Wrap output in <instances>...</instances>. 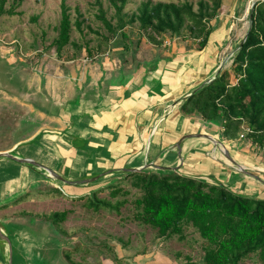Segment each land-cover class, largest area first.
Instances as JSON below:
<instances>
[{
	"label": "rangeland",
	"instance_id": "rangeland-1",
	"mask_svg": "<svg viewBox=\"0 0 264 264\" xmlns=\"http://www.w3.org/2000/svg\"><path fill=\"white\" fill-rule=\"evenodd\" d=\"M61 5L62 0H0V153L21 143L18 156L55 171L60 166L53 164L54 154L42 149L44 144L28 142L44 131H53L49 128L53 126L40 116L32 118L26 105L34 103L39 111L63 108L79 93L85 73H98L103 67L100 60L109 54L114 66L124 65L126 53V64L146 65L163 60L161 50L168 45L191 49L192 53L182 57L191 70H197L193 66L199 64L197 56L216 58L221 71L212 74L213 78L226 74L222 83L236 86L240 79L234 72L240 65L236 60L251 30L252 13L264 11L263 0H66L71 43L58 54L54 42L59 37ZM208 32L210 42L201 51ZM47 87L53 90L51 97ZM44 96L48 100H41ZM232 108L240 114L239 107L222 102L208 113L225 116ZM218 121L214 125L218 132L254 161L242 165L264 170V136L255 143L244 123ZM98 163L104 169L91 173L95 178L115 165ZM15 165L0 162V197L12 195L0 203V222L10 232L14 264H205L211 247L191 225L184 224L180 236H161L138 220L141 209L136 202L144 193L135 178L102 179L86 189L67 187L86 191L77 197L64 194L50 179L35 180L36 175L22 166L19 172ZM146 173L158 175L156 171ZM251 173L254 177L239 173L248 177L247 185L226 188L264 200V173ZM10 177L16 180L9 183ZM186 177L215 184L211 177ZM92 204H110L119 211H95ZM62 213H67L66 220L56 222L55 215ZM6 260L7 255L0 252V264H7ZM240 264L264 262L255 254Z\"/></svg>",
	"mask_w": 264,
	"mask_h": 264
},
{
	"label": "crops",
	"instance_id": "crops-1",
	"mask_svg": "<svg viewBox=\"0 0 264 264\" xmlns=\"http://www.w3.org/2000/svg\"><path fill=\"white\" fill-rule=\"evenodd\" d=\"M200 50L206 51L207 46ZM188 52L192 53L191 49L183 45H168L161 50L163 60L146 65L126 64V53L122 65L125 68L121 64H110L109 54L108 59L100 60L103 67L98 73L93 72L96 75L85 73L79 93L65 107L39 111L34 103L25 106L32 118L40 116L53 126L49 127L53 131H44L28 142L44 144L40 146L54 154L52 161L56 168L60 166L59 174L71 178L102 171L104 168L98 161H106L115 164L106 168L110 171L142 168L152 163L168 169L178 168V172L186 176L211 177L215 184L224 187L247 185L248 177H241L227 165L220 152L217 157L224 162L217 159V162L209 163L210 151L218 146L208 138L224 146L240 166L241 162H254L253 159L242 155L239 146L218 132L214 125L219 121L204 122L198 114H187L182 110L188 97L205 88L212 74L220 69L216 58L204 60L198 56L199 64H193L197 70L189 69L182 59ZM113 74L116 77H112ZM47 90L51 97L53 90L48 87ZM25 99L29 101V96ZM43 99L48 100L46 96ZM56 99L53 97L54 101ZM186 137L191 138L182 142L179 152L176 146ZM19 145L21 143L14 148ZM66 153L77 156L86 165V171L77 170L84 175L62 170L69 163Z\"/></svg>",
	"mask_w": 264,
	"mask_h": 264
},
{
	"label": "trees",
	"instance_id": "trees-1",
	"mask_svg": "<svg viewBox=\"0 0 264 264\" xmlns=\"http://www.w3.org/2000/svg\"><path fill=\"white\" fill-rule=\"evenodd\" d=\"M61 10L59 37L54 42L58 54L71 43L66 0H62ZM255 12L252 13L251 30L236 60L240 64L234 70L240 75L238 85L223 84L225 74L189 98L182 110L187 114H198L204 121L226 119L228 125L242 122L258 143L264 136V11L257 9ZM169 29L174 31L171 26ZM210 35L208 32L201 49L207 46ZM221 102L239 107L240 114L232 108L225 116L216 112L209 116L208 110ZM224 137L230 139L225 134ZM157 173L125 175L139 181L144 193L136 202L141 209L140 222L158 230L161 236H180L183 225H191L211 247L206 252L205 264H240L255 254L264 262V200L238 195L221 184L209 185L174 171ZM162 174L168 176L162 177ZM90 208L119 211L110 204H92ZM66 218L67 213L55 215L58 223H63Z\"/></svg>",
	"mask_w": 264,
	"mask_h": 264
},
{
	"label": "water",
	"instance_id": "water-1",
	"mask_svg": "<svg viewBox=\"0 0 264 264\" xmlns=\"http://www.w3.org/2000/svg\"><path fill=\"white\" fill-rule=\"evenodd\" d=\"M220 71H221V68L218 70V72H220ZM215 80H216V77H214L213 79L209 80V82L206 85L208 86V85L212 84ZM192 96L193 95H190L188 98H191ZM47 135H49V134H47ZM199 137H201V136H199ZM189 138H191V137L183 138L177 144L176 149L179 152L181 151L182 142L185 141L186 139H189ZM208 139L211 142L215 143L218 147L222 146L216 140H213L212 138H208ZM21 147H22V144L17 146L16 148H14L12 151L0 153V162L1 161H7V160L10 161V162H13L14 164H16L14 167L18 168L19 172H23L22 168L19 167V166H22L23 168H25L27 170H30V172L32 174L36 175L37 179H35V180H40L41 177L50 179V177L48 175L43 174L42 172H40V171H46V172L50 173L51 176L54 178V180H51V179L50 180L52 182H54L55 184H57L59 187H66V188L70 187V188H73V189H78V188H82V187H88V186H90V185H92V184H94V183L106 178L109 175L125 176V175H130V174L146 173L148 171H157V172H159V171H162V172H167V171L178 172L179 171L178 168L177 169H168V168H165V167H162V166H158V165H155V164L151 163V164H146L142 168H124L122 170H111V171L102 173L101 175H99L96 178L94 176H84V177H80V178L79 177L71 178V177L59 174V172H57V171H55L53 169L44 167V166L40 165L39 163L34 162L31 159L21 158L20 156L17 155V152L20 151ZM225 157H226V159L228 161H230L232 163V165L234 166L233 168L238 173L254 177V175L252 173H250L251 171H249V170H245L244 172L243 171L239 172L238 170H239V168L241 166L238 165L230 157V154L228 153V151L226 152ZM11 196L12 195L9 196V195L5 194L4 196L0 197V203H2L3 201H5L6 199H8ZM0 252L2 254L5 253L7 255V260H6L7 264H14V253H13V247H12V241H11V237H10V232H9V230H8V228L6 226L2 225L1 222H0Z\"/></svg>",
	"mask_w": 264,
	"mask_h": 264
},
{
	"label": "bare ground",
	"instance_id": "bare-ground-1",
	"mask_svg": "<svg viewBox=\"0 0 264 264\" xmlns=\"http://www.w3.org/2000/svg\"><path fill=\"white\" fill-rule=\"evenodd\" d=\"M225 70V69H224ZM214 72V71H213ZM226 72V71H225ZM224 73V72H223ZM213 78V77H212ZM202 83V82H201ZM200 84V83H199ZM204 85V84H203ZM187 94V93H186ZM172 106V105H171ZM167 108V107H166ZM164 112V111H163ZM170 114H171V112H170ZM174 114V113H173ZM168 115V114H167ZM205 143V142H204ZM218 152H220V154L224 157V161H225V163L227 164V165H229V166H232V167H234L233 165H232V163L230 162V161H228L227 159H226V157H225V155H226V152H227V150H226V148L225 147H223V146H219V147H217L215 150H213V151H210V153H212V155H210V156H208L210 159H213L214 161L215 160H219L220 158H218L217 157V153ZM66 156H67V160L69 161V163L62 169L64 172H71V173H76V174H79V175H84V173H78L77 172V170L78 169H81L83 172L84 171H86L87 170V167H86V165L84 166L83 165V162H81L80 161V159L77 157V156H75V155H69L68 153H66ZM220 160H222V159H220ZM222 160V162H224ZM215 162H217V161H215ZM221 162V161H220ZM249 169H251V170H253V171H255V172H258V173H264V170H260L259 168H251V167H245V166H243V165H241V167L239 168V172H241V171H245V170H249ZM40 172H42L43 174H46V175H48L49 177H50V179L51 180H54V178L51 176V174L50 173H48V172H46V171H40ZM251 173V172H250ZM253 173V172H252ZM256 176V175H255ZM115 177H117V176H114V175H109V176H107L106 178H104L105 180H113ZM16 180V178L15 177H10V181H9V183L10 182H14ZM97 184V183H96ZM9 186V185H8ZM10 187V186H9ZM90 186H88V187H82L83 189H86V188H89ZM59 190H61L64 194H66V195H75V196H77V197H79V196H81L82 194H86V191L85 190H82V191H80V190H70V189H68V188H66V187H59ZM82 192V193H81Z\"/></svg>",
	"mask_w": 264,
	"mask_h": 264
},
{
	"label": "built area",
	"instance_id": "built-area-1",
	"mask_svg": "<svg viewBox=\"0 0 264 264\" xmlns=\"http://www.w3.org/2000/svg\"><path fill=\"white\" fill-rule=\"evenodd\" d=\"M247 132H248V133H250V130H249V129H247Z\"/></svg>",
	"mask_w": 264,
	"mask_h": 264
}]
</instances>
